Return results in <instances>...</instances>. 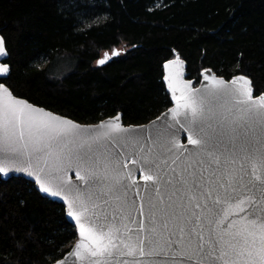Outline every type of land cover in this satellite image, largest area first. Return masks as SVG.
Here are the masks:
<instances>
[{
  "label": "snow or ice",
  "instance_id": "6c2138e0",
  "mask_svg": "<svg viewBox=\"0 0 264 264\" xmlns=\"http://www.w3.org/2000/svg\"><path fill=\"white\" fill-rule=\"evenodd\" d=\"M182 65L164 64L172 106L144 130L34 107L0 64V174L34 177L74 222L76 243L51 264H264V94L209 70L196 88Z\"/></svg>",
  "mask_w": 264,
  "mask_h": 264
},
{
  "label": "trees",
  "instance_id": "16d2710c",
  "mask_svg": "<svg viewBox=\"0 0 264 264\" xmlns=\"http://www.w3.org/2000/svg\"><path fill=\"white\" fill-rule=\"evenodd\" d=\"M14 95L83 124L141 125L170 107L164 62L243 74L264 94V0H0ZM128 49L104 65L102 53ZM74 228L23 178L0 177V264H51Z\"/></svg>",
  "mask_w": 264,
  "mask_h": 264
},
{
  "label": "water",
  "instance_id": "95a60500",
  "mask_svg": "<svg viewBox=\"0 0 264 264\" xmlns=\"http://www.w3.org/2000/svg\"><path fill=\"white\" fill-rule=\"evenodd\" d=\"M0 36H1V35H0ZM117 51H118V50H117L116 48L112 49L111 54H109L110 59H111V58H115V57H117V56L120 55V54H119V55H112V53L117 52ZM119 53H120V52H119ZM7 58H8V54H7V55L0 56V64H5V65H7V66L9 67L8 64L4 63V61H5ZM102 58H103V57H102ZM100 59H101V58H100ZM110 59H109V60H110ZM174 59H175V58H174ZM174 59H170V60H174ZM180 59H181V58H180ZM109 60H108V61H109ZM170 60H168V61H170ZM181 60L183 61V65H182L183 79H184V80L191 81V82L193 83V86L196 87V88L201 87V86L204 84V80H203V78H202V72H203V70H202L201 73H200V80H199V83H197L195 79H190V78H189V73L187 72V64H186V62H185L183 59H181ZM168 61H166V62H168ZM166 62H164L163 65H162V70H163L162 82H163V84H164L165 91H166V93H167V95H168V97H169V101H170V99H171V93H170L169 90H168L167 81L164 79V76L166 75V72H165V69H164V64H165ZM97 64H99L98 61H97ZM99 65H100V64H99ZM9 69H10V67H9ZM204 70H209V71L211 72L212 75L218 76V75H217L215 72H213L211 69H204ZM218 77H221V76H218ZM222 78H224V77H222ZM17 98H20V97H17ZM20 99H23V98H20ZM24 100H26V99H24ZM26 101H27V100H26ZM27 102L30 103L29 101H27ZM30 104H32V103H30ZM32 105H33L34 107L42 108V109H44L45 111L51 112V113H53L54 115H59V116L65 118V119L71 120V121H73L74 123L79 124V125H81V126H95V125L101 123L102 121H107V120H109L110 118H112V117H109V118L103 119V120H101V121H99L98 123H95V124H83V123L76 122V121H74V120H72V119H70V118H68V117H66V116H63V115H60V114L54 113V112H52V111H50V110H47V109H45V108H43V107H40V106H37V105H34V104H32ZM171 106H172V105H170V107H171ZM168 108H169V107H168ZM168 108H167L166 110L162 111V112H161L157 117H155L154 119L150 120L149 122H147V123H145V124H141V125H124L123 122H122V116H121V114L118 113L117 115L120 116V118H121V123L123 124L124 127L139 128V129L147 130L152 124H154V123H158V122H159V118L163 117L164 114L167 113ZM115 116H116V115H115ZM113 117H114V116H113ZM145 134H147L146 131H145ZM185 136H186V134H182V135H181V139H182V142L186 144L187 141H186ZM129 166H131L130 160H129ZM69 175H70L71 180H72L74 183L77 182V181H76V175H75V171H74V170H73L72 172H70ZM0 177H1L2 180H8V179H10V178H23V179H25V180L31 182V183L33 184V186H34V189L39 193L40 196H42L43 198L49 199V200H51V201H53V202H56V203L60 204L61 206H63V208H64V215H65V218H66L67 222L73 227L74 222L71 221V218L67 217V215H66V210H65V209H66V205H65V202H64L63 198H61V197H52L50 194H45V193L39 191V186L35 183V179H34V177L28 176L27 173L16 172L15 170H10L9 173H8L7 175H5V174H0ZM137 179L139 180V182H140L141 184L144 183V182L142 181V179H140L139 174H137ZM73 228H74V227H73ZM74 231H75V228H74ZM77 238H78V237H77ZM75 243H76V238H75L73 244L71 245V247L69 248V250L74 246ZM69 259H70V258H69Z\"/></svg>",
  "mask_w": 264,
  "mask_h": 264
},
{
  "label": "rangeland",
  "instance_id": "374dc122",
  "mask_svg": "<svg viewBox=\"0 0 264 264\" xmlns=\"http://www.w3.org/2000/svg\"><path fill=\"white\" fill-rule=\"evenodd\" d=\"M116 49L120 52V54H123L128 49V47L123 45V44H121L120 46L116 47ZM111 51H112V49L108 51V54H111ZM102 57H104L103 53L101 55V58Z\"/></svg>",
  "mask_w": 264,
  "mask_h": 264
}]
</instances>
